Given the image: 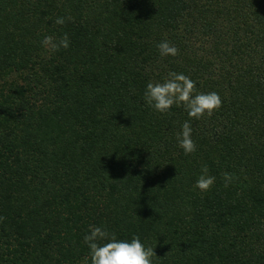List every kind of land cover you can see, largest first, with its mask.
<instances>
[{
	"label": "trees",
	"instance_id": "16d2710c",
	"mask_svg": "<svg viewBox=\"0 0 264 264\" xmlns=\"http://www.w3.org/2000/svg\"><path fill=\"white\" fill-rule=\"evenodd\" d=\"M169 72L222 100L189 155L186 111L143 99ZM262 81L264 0H0V264H82L90 225L139 236L152 264H264Z\"/></svg>",
	"mask_w": 264,
	"mask_h": 264
},
{
	"label": "clouds",
	"instance_id": "9594fccd",
	"mask_svg": "<svg viewBox=\"0 0 264 264\" xmlns=\"http://www.w3.org/2000/svg\"><path fill=\"white\" fill-rule=\"evenodd\" d=\"M66 19L70 21L72 18L57 17L55 23L62 26ZM69 44L67 33L61 37L46 35L41 40V46L49 52L66 50ZM156 47L161 57L178 55V49L167 40L158 43ZM143 99L148 107L159 114L168 113L173 106L182 107L186 111L188 120L176 134L178 147L185 155L196 151L190 121L211 117L222 106V100L217 92H197L195 81L183 73L176 72H169L162 82H148ZM222 178L225 188L237 179L235 174L229 172H224ZM215 180L216 177L209 174L208 166L202 165L194 189L205 193L214 185ZM4 219L5 217H0V221ZM83 242L88 248V254L82 264H152L151 258L156 256L154 247H146L141 243L139 236L134 235L130 242L118 240L114 232L103 226L90 225Z\"/></svg>",
	"mask_w": 264,
	"mask_h": 264
}]
</instances>
